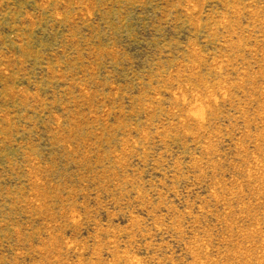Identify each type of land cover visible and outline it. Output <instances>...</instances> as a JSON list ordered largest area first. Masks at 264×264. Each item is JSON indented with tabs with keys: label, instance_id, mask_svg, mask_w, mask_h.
Here are the masks:
<instances>
[{
	"label": "rangeland",
	"instance_id": "rangeland-1",
	"mask_svg": "<svg viewBox=\"0 0 264 264\" xmlns=\"http://www.w3.org/2000/svg\"><path fill=\"white\" fill-rule=\"evenodd\" d=\"M0 264H264V0H0Z\"/></svg>",
	"mask_w": 264,
	"mask_h": 264
}]
</instances>
